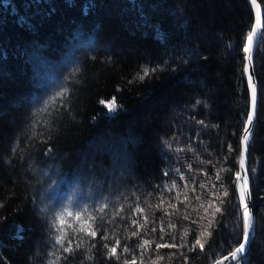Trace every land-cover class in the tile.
Masks as SVG:
<instances>
[{
  "label": "trees",
  "instance_id": "16d2710c",
  "mask_svg": "<svg viewBox=\"0 0 264 264\" xmlns=\"http://www.w3.org/2000/svg\"><path fill=\"white\" fill-rule=\"evenodd\" d=\"M253 22L247 0H0V264H50L53 251L68 256L60 264H122L131 257L121 249L141 238L154 242L143 257L135 249L137 264H213L238 246L234 181L250 105L242 44ZM255 66V233L242 264H264V44ZM161 197L163 210L146 206ZM212 200L222 212L209 209L201 220V203ZM104 204V227L91 242L84 238L71 255L53 248L54 219L80 212L87 227L83 214L99 215ZM137 204L145 212L133 215ZM145 215L140 237L127 239L131 219L144 224ZM208 220L204 249L190 251ZM101 235L119 237L121 260L108 258L102 245L112 241Z\"/></svg>",
  "mask_w": 264,
  "mask_h": 264
},
{
  "label": "snow or ice",
  "instance_id": "6c2138e0",
  "mask_svg": "<svg viewBox=\"0 0 264 264\" xmlns=\"http://www.w3.org/2000/svg\"><path fill=\"white\" fill-rule=\"evenodd\" d=\"M250 4L254 6L255 8V18H254V24L250 26V30L246 33L245 40L246 42L242 44V51L247 53L246 60L247 64L245 67V72L247 73V82L250 86V105L251 110L247 114V118L245 121V127L243 128V136H242V154L240 156V167L243 170V172H236L235 173V181L234 183L237 184V192H238V208H239V226L242 228V238L241 241L238 243V246H235L233 250H231L227 255L222 256L219 259L214 260L213 264H225L226 261H234L235 264H242V261L246 259V257L242 256L241 254L246 252L247 245L251 242V232L254 229V217L252 210L249 207V204L251 202V189L249 188V179H248V168L246 167V153L248 151L249 146V140L252 136L251 127L253 125V121L256 114V102H257V88L256 83L254 81V73L250 71V68L253 66V57H252V51L254 47H259L260 45L264 44V20H262L261 17V8L260 4L257 3V0H250ZM160 70L159 66L154 67L151 69V72H156ZM143 75L138 74V78L143 80L145 76H149V70L145 67L142 69ZM66 93L61 92L59 93L60 97H63ZM101 103H104L101 101ZM199 103V102H198ZM115 101L110 102L107 107L109 111H115ZM47 108H44L43 111L47 112ZM199 123L203 124V121H200ZM171 147V145H169ZM178 151H183V149H177ZM188 169L191 171L192 166L191 164L188 165ZM165 175H168V173H165ZM181 179H183V176H181ZM216 179H220V173L217 172ZM159 187V186H157ZM177 187L176 183L173 182L171 187H168L165 185V188L167 191L171 192L173 189ZM200 187L203 189L206 187V185L201 184ZM215 188V185L212 186ZM195 191V188L192 189ZM211 195L213 197H216V199H219L221 203H223V198L217 196L215 192H212ZM228 195L227 191L225 190L223 192V196L226 197ZM137 199H139L137 197ZM178 199V197H177ZM188 199L187 196H185V201ZM197 200H200V196L196 197ZM184 201H181L183 203ZM165 201L161 197L160 202L156 205L147 204L146 206L149 209H157V210H163L162 206L164 205ZM2 206V205H0ZM170 208L176 209V206L174 204L169 203L168 205ZM108 207L107 204L102 205L98 212L99 215L96 214H83V219L85 221H91V224L89 226H84L83 224H80L78 222L82 219V214L80 212L72 213V212H66L61 214L57 219H54L49 227L54 229V243L53 248H55L57 245L60 249L63 250V253H67L71 255L74 253L77 249L81 248L84 243V238H89V242H91L92 239H94L98 232L101 231V229L104 227V213L105 209ZM201 208L204 209V216H201V220H205L208 217L209 209H214V211L211 213L213 217H215L216 213H221L222 209L220 207L215 206V200L210 201L207 204V207L203 203L200 205ZM125 209L123 205L120 206L118 211L113 212V216H119L121 212H123ZM178 211V209H176ZM145 209L140 207L139 204L136 205L134 209H132L133 215L136 213H144ZM166 215H171L172 213L165 212ZM66 217H70L71 220H67ZM185 220L189 219L188 215H184L183 217ZM99 219L101 221L100 225H96V220ZM122 219H124L122 217ZM144 224H141L136 219H131V227L136 228L135 231H131L130 233H126V238L131 239L132 237H140V232L142 230H145V225L149 222L148 216H144ZM107 223H112L111 220H108ZM153 225L156 224V221H152ZM193 223H197V221H193ZM213 223V220H208L207 227L203 228V231H201L200 238L195 239L194 244L190 251L195 250L197 246L201 250L204 249V243H202V238L207 235H211L210 232L207 231V228L211 227ZM73 224H77L76 227H73ZM176 227L175 224L169 223L168 228L171 230H174ZM156 226H153L151 228V233L156 232ZM160 231L162 233L165 232L163 221L160 222ZM145 235H149L147 231H145ZM184 236H187V231L185 230ZM100 238L104 241H112L111 246L108 243H105L102 245L104 249L107 250L106 255L109 259L115 258L116 260H121V256L117 255V249L120 247V239L119 237H116L115 235L109 236V235H101ZM142 242L135 245V249H140V255L141 257L144 256V254L149 251L151 248V244L154 242L153 240H149L147 238H141ZM160 239H163V235L160 237ZM183 239V238H182ZM185 245L181 243L180 245H176L175 243L168 244H156V249H159L161 247H168V248H175V247H184ZM91 247H95L94 243H91ZM134 248H129L127 244L124 245V247L121 249L122 253H128L130 254L131 259L124 258L122 261V264H137L136 262V256L133 254L135 251ZM175 255V253H173ZM51 256L55 257V259L50 261V264H60V261L63 259L64 261L68 260V256L58 255L57 251H53L51 253ZM88 259H92V257H88ZM164 257H158V260H163ZM187 258L185 257V260ZM141 264H143V259H141ZM151 264H157V261H151Z\"/></svg>",
  "mask_w": 264,
  "mask_h": 264
},
{
  "label": "water",
  "instance_id": "95a60500",
  "mask_svg": "<svg viewBox=\"0 0 264 264\" xmlns=\"http://www.w3.org/2000/svg\"><path fill=\"white\" fill-rule=\"evenodd\" d=\"M247 1H248V3L250 4V0H247ZM257 3H259L258 0H257ZM259 4H260V3H259ZM250 5H251V4H250ZM251 7H252V10H253V13H254V18H255V8H254V6H252V5H251ZM260 8H261V17H262V20H264V19H263V9H262L261 5H260ZM253 24H254V22H253ZM256 49H257V47H254V48H253V51H252L253 66L250 68V71H251L252 73H254V81H255V83H256V88H257L256 114H255V118H254V121H253V125H252V127H251V131H252V133H253V130H254V127H255L256 119H257L258 99H259L258 82H257V79H256L255 70H254V56H255ZM246 56H247V53H245V67H246V64H247ZM245 76H246V80H247V73H246V72H245ZM247 83H248V82H247ZM248 89H249V94H250V86H249V84H248ZM250 110H251V105H250V108H249V112H250ZM242 136H243V133H242ZM251 139H252V136H251ZM251 139L249 140L248 151H247V153H246V167H247V168H248V161H249V149H250ZM241 154H242V137H241V153H240V156H241ZM239 172H241V173L243 172V170H242L241 167H240V163H239ZM248 179H249V185H248V186H249V188L251 189V182H250L249 172H248ZM249 207H250V209L252 210L253 217H254V229H253V231L251 232V238H252L253 234L255 233V216H254V212H253V199H252V193H251V202H250V204H249ZM249 245H250V243L247 245L246 251L248 250ZM245 253H246V252H245ZM245 253H243V254H241V255H244ZM227 254H228V253H227ZM227 254H225V255H227ZM223 256H224V255H223ZM221 257H222V256H221ZM221 257H220V258H221ZM218 259H219V258H218ZM233 263H234V261H231V260L225 262V264H233Z\"/></svg>",
  "mask_w": 264,
  "mask_h": 264
},
{
  "label": "rangeland",
  "instance_id": "374dc122",
  "mask_svg": "<svg viewBox=\"0 0 264 264\" xmlns=\"http://www.w3.org/2000/svg\"><path fill=\"white\" fill-rule=\"evenodd\" d=\"M259 1V0H258ZM260 3V2H259ZM260 5H261V3H260ZM251 6V5H250ZM262 7V6H261ZM263 9V8H262ZM263 19H264V13H263ZM258 48V47H257ZM256 53H257V49H256V52H255V56H254V70H255V75H256V66H255V58H256ZM244 73H245V70H244ZM245 78H246V76H245ZM256 79H257V76H256ZM257 82H258V80H257ZM248 84V83H247ZM258 89H259V84H258ZM259 95H260V90H259ZM35 98V97H34ZM249 108H250V105H249ZM258 110H259V99H258ZM248 113H249V111H248ZM257 115H258V111H257ZM256 123V122H255ZM107 142H109V141H107ZM99 144V142H95V144L93 143L92 144V147H95V145H98ZM102 143H100L99 144V146L101 145ZM108 144V143H107ZM98 146V147H99ZM117 148H119V147H117ZM249 162V161H248ZM249 172V171H248ZM252 199H253V197H252ZM254 235V234H253ZM253 237V236H252ZM252 239V238H251Z\"/></svg>",
  "mask_w": 264,
  "mask_h": 264
},
{
  "label": "bare ground",
  "instance_id": "6f19581e",
  "mask_svg": "<svg viewBox=\"0 0 264 264\" xmlns=\"http://www.w3.org/2000/svg\"><path fill=\"white\" fill-rule=\"evenodd\" d=\"M234 263H235V262H234ZM234 263H233V264H234Z\"/></svg>",
  "mask_w": 264,
  "mask_h": 264
}]
</instances>
